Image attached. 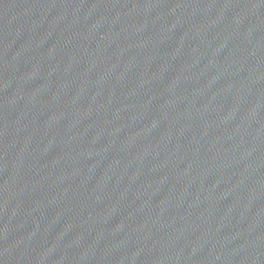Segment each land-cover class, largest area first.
Wrapping results in <instances>:
<instances>
[{"label":"water","instance_id":"95a60500","mask_svg":"<svg viewBox=\"0 0 264 264\" xmlns=\"http://www.w3.org/2000/svg\"><path fill=\"white\" fill-rule=\"evenodd\" d=\"M0 264H264V0H0Z\"/></svg>","mask_w":264,"mask_h":264}]
</instances>
